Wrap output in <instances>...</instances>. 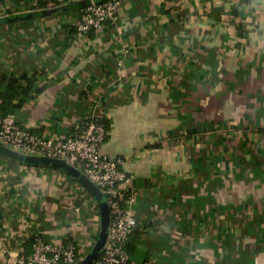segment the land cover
<instances>
[{
    "label": "crops",
    "instance_id": "crops-1",
    "mask_svg": "<svg viewBox=\"0 0 264 264\" xmlns=\"http://www.w3.org/2000/svg\"><path fill=\"white\" fill-rule=\"evenodd\" d=\"M78 1L0 0L21 15L0 22V93L33 78L19 124L61 141L106 122L138 220L127 264H264V0H127L92 32ZM100 221L70 175L0 150V264L36 232L84 248Z\"/></svg>",
    "mask_w": 264,
    "mask_h": 264
},
{
    "label": "built area",
    "instance_id": "built-area-1",
    "mask_svg": "<svg viewBox=\"0 0 264 264\" xmlns=\"http://www.w3.org/2000/svg\"><path fill=\"white\" fill-rule=\"evenodd\" d=\"M51 1L65 4L69 0ZM126 1L92 0L91 4L83 9L81 19L75 20L73 25L80 32L98 30L106 21L117 20L118 12ZM108 134L107 125L97 117L85 120L74 134L61 141L24 129L15 114L0 118V140L3 143L22 152L67 159L82 169L102 190L109 193L112 215L110 241L107 249L94 264H127L130 252L126 244L138 227V220L131 208L133 194L123 188V185L131 182V178L123 169L126 160L101 153V146ZM93 243L81 248L73 240H46L42 234L36 232L33 236L32 251L17 254L14 264H78Z\"/></svg>",
    "mask_w": 264,
    "mask_h": 264
},
{
    "label": "water",
    "instance_id": "water-1",
    "mask_svg": "<svg viewBox=\"0 0 264 264\" xmlns=\"http://www.w3.org/2000/svg\"><path fill=\"white\" fill-rule=\"evenodd\" d=\"M73 0H69L65 4H61L60 7L55 8L54 10H44L42 12L44 15L52 14L54 12H61L64 5L69 4ZM102 2L105 0H96ZM92 0H80L78 1L79 5L83 8L91 4ZM22 14V13H21ZM27 14V13H26ZM30 16L33 13H28ZM21 15L9 16L10 19L20 18ZM7 18H1L0 22L8 20ZM0 150L7 157L11 158L14 161L30 164V165H43L50 166L56 169H59L72 178L77 180L95 199L98 204L100 211V228L98 236L96 237L93 245L88 250V252L79 260L78 264H94L95 261L101 256V254L107 249L110 241L111 235V225H112V215L111 208L109 204V193L102 190L94 181H92L87 174L77 167L74 163L67 159L63 158H54L50 156H45L37 153H26L17 149H13L10 146L6 145L0 140Z\"/></svg>",
    "mask_w": 264,
    "mask_h": 264
},
{
    "label": "trees",
    "instance_id": "trees-1",
    "mask_svg": "<svg viewBox=\"0 0 264 264\" xmlns=\"http://www.w3.org/2000/svg\"><path fill=\"white\" fill-rule=\"evenodd\" d=\"M88 32H92L89 30ZM22 80L26 81V85L22 84ZM33 86V78H30L28 74H23L20 78L12 79L8 82L6 92L0 93L2 102L0 103V118L5 117L8 114H14L20 104H15L14 99L19 95L28 96ZM103 121V120H102ZM104 122V121H103ZM106 124V122H104ZM107 125V124H106ZM136 229L129 238L126 244V248L129 252L135 249L136 240L139 237V231Z\"/></svg>",
    "mask_w": 264,
    "mask_h": 264
},
{
    "label": "rangeland",
    "instance_id": "rangeland-1",
    "mask_svg": "<svg viewBox=\"0 0 264 264\" xmlns=\"http://www.w3.org/2000/svg\"><path fill=\"white\" fill-rule=\"evenodd\" d=\"M98 236V232L95 234V237H97ZM90 249V248H89Z\"/></svg>",
    "mask_w": 264,
    "mask_h": 264
}]
</instances>
